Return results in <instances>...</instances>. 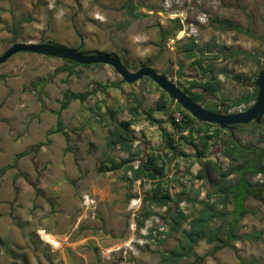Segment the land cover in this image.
<instances>
[{"label":"rangeland","instance_id":"obj_1","mask_svg":"<svg viewBox=\"0 0 264 264\" xmlns=\"http://www.w3.org/2000/svg\"><path fill=\"white\" fill-rule=\"evenodd\" d=\"M130 1L138 6L134 14L141 17L128 12ZM215 18L238 24L241 32L217 29L211 24ZM175 20L182 26L180 31H174ZM157 25L172 34L165 42H160ZM191 37L209 47L204 66L222 81L217 102L226 100L223 107L231 104L252 89L264 64V0H0V56L15 43L44 40L63 47L83 45L84 54H109L132 73L150 66L188 87L191 81L208 77L200 69L192 70L190 62L184 65L186 76H177L181 59L177 43ZM68 66L64 60L31 53L17 54L0 65V264H163L161 254L178 247L180 233L134 254L114 250L139 233L136 219L147 187L137 183L131 188L122 171H98L108 157L127 158L121 151L106 152V138L117 123L131 119L128 109L139 102L135 151L143 143L149 152L163 151L164 134L145 117L162 90L149 78L128 84L110 66L82 65L74 74L62 70ZM67 92L92 95L69 106L63 113V131L55 133V113ZM177 106H170L173 117H179ZM245 108L234 107L229 113ZM154 118L166 119L160 113ZM163 127L172 131L169 123ZM234 133L244 145L264 147V127L253 124ZM185 151L194 155L191 147ZM222 152L216 144L206 161L218 162L226 171L231 163ZM177 163L184 170L190 160L173 159L171 173ZM199 170V163L190 168L193 175ZM186 178L191 202H186L185 211L190 217L198 216L200 201L210 187ZM250 180L261 183L264 177ZM229 181L234 183L236 175ZM87 195L95 202L91 208L83 202ZM135 195L142 203L132 201ZM247 205L241 214V231L259 227L264 232L262 201L251 198ZM251 211L260 215L256 226L249 218ZM223 223L216 220L212 229H221ZM42 232L60 239L61 248L46 245ZM260 238L237 242V257H259L264 264V234ZM215 247L200 241L195 247L198 259L184 258L179 264H221L222 248ZM226 251L233 260V251Z\"/></svg>","mask_w":264,"mask_h":264},{"label":"trees","instance_id":"obj_2","mask_svg":"<svg viewBox=\"0 0 264 264\" xmlns=\"http://www.w3.org/2000/svg\"><path fill=\"white\" fill-rule=\"evenodd\" d=\"M128 12L134 17H141V14H134L138 10L133 1L126 5ZM141 7V6H140ZM176 27L174 31H180L182 26L179 20H175ZM211 24H215L217 29L221 31L241 32L238 24L220 19H211ZM159 30L160 42H165L168 37L172 36L171 32L166 31L162 26L157 25ZM45 42L44 40L41 41ZM161 44V43H160ZM178 52L181 57L180 69L177 72L179 78L185 77L184 65L190 62V68L194 71L199 69L208 77L191 81L188 87H179L189 95L196 103H201L206 109L222 114H228L234 107L245 106L244 110L249 109L256 101L258 90L256 88V80L251 85L250 91L244 92L239 98L231 104L222 106L217 102V97L222 92V81L210 68L204 66L206 58V50L209 47L200 46L194 38H188L185 42H178ZM80 53L84 54L83 45L77 47ZM211 52V51H210ZM105 54V53H102ZM70 64L65 67L64 71L74 74V69L79 65L67 60ZM91 65H83L89 68ZM264 70V64L260 67ZM46 81L43 82L42 88ZM116 86V85H114ZM105 90L107 86L103 87ZM92 93H74L67 92L64 94L60 102L58 111L55 113L57 131L60 133L64 129L63 113L69 108L73 102L84 103ZM176 105V102L162 91L155 108L145 113L146 120L151 126H157L164 134L163 151L149 149L145 144H141L139 149L136 148V137L132 126L139 121V109L142 102L138 106H131L128 110L131 119L121 121L110 131L106 138V152L121 151L127 155V158L113 161L108 157V163L103 164L99 168V172H123V179L129 186H132L138 180L150 182L151 188L145 191L143 201L144 204L136 219L138 228L144 227L147 220L155 215V208L166 207L165 215L161 216L162 220L169 226V234L180 233L181 241L176 249L161 254L163 264H179L184 258H196L195 247L205 240L207 244H216L215 249L219 247L235 250L234 242L251 240L252 235H242L240 233L241 214L246 212L245 204L250 198H256L262 201L264 206V181L253 183L250 179L256 176L264 177V147L255 145H244L237 137L236 131L243 126H233V134L227 130H222L218 126L202 123L195 119L188 111L184 110L180 105L177 111L180 120L173 117L170 113V106ZM155 113H160L166 119L154 118ZM169 123L172 131L167 132L164 124ZM252 123L248 126H251ZM258 127H264V119L262 123L255 124ZM187 133V135H183ZM220 144L223 149L222 155L229 159L231 168L223 171L220 164L214 161H206L211 154V149ZM186 147H191L194 155L190 156L186 153ZM171 156V157H170ZM170 157V158H169ZM185 158L190 160L189 168L181 170L180 163L175 164L174 181L178 184L180 191L174 195L167 189L169 181L167 174L170 171V162L173 159ZM195 163H199L200 170L196 175L190 172V168ZM131 174L129 177L128 174ZM236 175V181L231 183L229 178ZM190 177L193 181L202 180L210 187L206 198L200 203L202 208L198 216L190 217L181 210L182 202H191L188 196V190L179 182L182 177ZM218 201L213 200L214 197ZM232 204L233 211H226V207ZM222 207L219 211L218 207ZM223 219L221 229H212V224ZM165 240L158 241L163 244Z\"/></svg>","mask_w":264,"mask_h":264},{"label":"water","instance_id":"obj_3","mask_svg":"<svg viewBox=\"0 0 264 264\" xmlns=\"http://www.w3.org/2000/svg\"><path fill=\"white\" fill-rule=\"evenodd\" d=\"M20 53L37 54L44 57L67 60L79 65H105L112 67L128 84H133L142 78H149L164 91L171 100L175 101L195 119L202 123L218 126L233 134V126H248L252 123L260 124L264 119V70L256 78L257 98L247 110L238 113H216L206 109L201 103H196L181 87L166 74H159L150 66L132 73L121 61L109 54H82L77 48L63 47L52 43H15L0 56V65L5 64L13 56Z\"/></svg>","mask_w":264,"mask_h":264},{"label":"built area","instance_id":"obj_4","mask_svg":"<svg viewBox=\"0 0 264 264\" xmlns=\"http://www.w3.org/2000/svg\"><path fill=\"white\" fill-rule=\"evenodd\" d=\"M175 118L178 119V121H179L180 115H179V117L177 116ZM133 129L140 130V126L139 125H133L132 130ZM183 135H187V133H183ZM128 176L130 177L131 174L129 173ZM166 178L169 181V185L167 186V189L170 191V193H172L173 191L179 192L180 189H179L178 184L173 182L174 178H175V174L171 173L169 171ZM179 182L181 184H183L184 186L188 183L186 177L180 178ZM137 183H139L140 185L143 184L144 186H146L147 187L146 190H149L151 188L150 182H147L145 180L136 181L134 184H132L131 188L132 187L134 188ZM134 197L135 198L132 199V201H134L136 203L141 202L140 197H138L136 195ZM83 202L87 208H91L95 204L94 200L88 195L84 197ZM186 206H187L186 202H182L180 204L181 210L187 214V212L185 211ZM157 209L159 212H157ZM154 211L156 212V214L151 216V218L146 221V223H149V224L147 225L145 223L144 227H142L144 229L138 228L139 233H137V236L135 238L131 239L129 242H126L123 245H117L114 248V250L116 252H122L124 254H128V253L134 254L137 251H139V249H141L143 247L155 246L158 244V241L165 240L167 238V234L169 233V226L161 218V216L165 215L167 208L166 207H159V208H155ZM41 239L46 245H49L50 247H52L55 250H59L62 246L60 239H58L57 237L52 236L46 232H42Z\"/></svg>","mask_w":264,"mask_h":264},{"label":"crops","instance_id":"obj_5","mask_svg":"<svg viewBox=\"0 0 264 264\" xmlns=\"http://www.w3.org/2000/svg\"><path fill=\"white\" fill-rule=\"evenodd\" d=\"M247 202L245 204V207L246 208L248 207ZM226 211H230V212L233 211V205L232 204H229L226 207ZM249 218L252 221H255V223H253V224H254V226H256V222L258 220H260V215H259L258 211H251L250 212V215H249ZM241 222H242V219L240 221V226H241ZM247 229H248V231L250 230L251 232H248V231L247 232L246 231H243L242 232V231H240V233L242 235H252V239H251L252 241L254 239H257V240L261 239L260 238L261 235L264 234V232L260 231L259 227H255L253 229V231H252V228H247ZM244 241H250V240H244ZM238 242H241V241H238ZM233 245L235 246V250L229 249V250H232L233 253H234V255H232L233 256V260L231 259V256L228 253V251H226V249H228V248L221 247L222 248L221 249V264H263L261 261H259V257H256V258H252L251 256H249L247 258H244V257H240L239 258V257H237V254H235V253L238 251L239 245L237 244V242H234ZM261 247L262 246H259V252L258 253H261ZM263 251H264V249H263Z\"/></svg>","mask_w":264,"mask_h":264},{"label":"bare ground","instance_id":"obj_6","mask_svg":"<svg viewBox=\"0 0 264 264\" xmlns=\"http://www.w3.org/2000/svg\"><path fill=\"white\" fill-rule=\"evenodd\" d=\"M181 36V35H180Z\"/></svg>","mask_w":264,"mask_h":264}]
</instances>
